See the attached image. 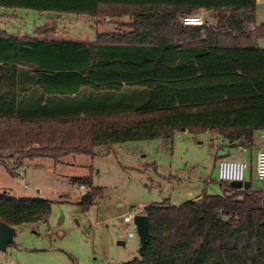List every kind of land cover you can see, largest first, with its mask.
Instances as JSON below:
<instances>
[{"label": "trees", "instance_id": "trees-1", "mask_svg": "<svg viewBox=\"0 0 264 264\" xmlns=\"http://www.w3.org/2000/svg\"><path fill=\"white\" fill-rule=\"evenodd\" d=\"M101 4L132 8L130 29L100 32L89 42L0 30V163L12 169L25 158L93 154L98 144L182 130H214L232 144H252L253 131L264 128V45L255 0H0L89 14ZM200 6L228 12L200 24L182 22ZM249 21L254 25L244 27ZM44 25L36 27L44 31ZM85 88L125 104L97 116L50 110L52 97ZM72 179L86 186V207L99 187L90 175ZM217 179L218 192L145 204L148 237L138 255L107 264H264V189L250 180L244 188ZM50 208L44 197L0 192V219L10 225L46 219Z\"/></svg>", "mask_w": 264, "mask_h": 264}, {"label": "rangeland", "instance_id": "rangeland-1", "mask_svg": "<svg viewBox=\"0 0 264 264\" xmlns=\"http://www.w3.org/2000/svg\"><path fill=\"white\" fill-rule=\"evenodd\" d=\"M105 10L109 14L134 13L125 5H111ZM219 12L228 11L217 9L216 13ZM47 14L30 7L0 6V30L39 32L36 26L43 23ZM254 21L260 27L258 42L263 45L264 0L256 5ZM130 22H119L117 26L122 30ZM75 25L93 36L90 24ZM253 25L249 21L244 27ZM44 26V32L57 27L54 23ZM211 137L209 130H185L171 137L98 144L93 154L69 152L57 158H25L12 169L0 163V192L51 201L46 219L12 225L9 243L0 246V264H107L138 255L139 236L134 223L123 220L125 213H140L145 204L165 198L178 204L203 189L220 191L217 169L213 166L218 141ZM7 162L12 165L14 158ZM86 175L99 190L84 207L81 195L87 188L72 177ZM250 179L252 188L264 189V177L253 172ZM129 230L133 231L131 236L127 234ZM119 239L124 242H118Z\"/></svg>", "mask_w": 264, "mask_h": 264}, {"label": "crops", "instance_id": "crops-1", "mask_svg": "<svg viewBox=\"0 0 264 264\" xmlns=\"http://www.w3.org/2000/svg\"><path fill=\"white\" fill-rule=\"evenodd\" d=\"M262 0H255L254 12L256 5ZM3 6V5H0ZM9 7V6H6ZM17 7V6H15ZM23 7V6H22ZM109 7L108 5L101 4L98 7V12L94 14H89L85 12H74V11H57L53 9H42L41 11L47 12L43 23H54L57 27L50 28L49 31H34L27 34L32 37L42 38V39H65V40H82V41H94L97 33L100 32H122L123 29L129 30L130 26L123 28L117 26L119 22L132 21L134 19V13L130 12H116L109 14V12H104V10ZM31 8V7H30ZM35 9V8H33ZM39 10V9H37ZM217 9L210 7H196L193 9V13L201 14L205 21H211L215 16ZM53 21V22H52ZM78 22H83L90 24L94 28V33L92 37H89L85 30L79 28L75 25ZM255 24L256 21H254ZM40 24V25H41ZM76 26V27H75ZM124 31V30H123ZM264 45V44H263ZM94 90L85 88L80 94L68 95L60 97H52L47 101L49 106H52L50 110L56 113L57 116H83L84 114L100 115L106 110L121 108L125 104L126 99L119 98L118 96H113L108 94V96L101 97V93ZM127 103L129 99L127 98ZM264 128L255 129L253 131V142L249 146H242L239 144H232L231 139H224L216 131L209 130L217 142L218 151L215 152V160L213 166L217 169V160L221 156H228L233 158H242L248 162V166L244 171V178L250 179L252 173H255V163L256 155L259 149L264 148ZM185 131V130H182ZM187 131V130H186ZM222 148L220 150L219 148ZM220 150V151H219ZM245 172L247 175L245 176ZM204 189L191 198L198 197Z\"/></svg>", "mask_w": 264, "mask_h": 264}, {"label": "built area", "instance_id": "built-area-1", "mask_svg": "<svg viewBox=\"0 0 264 264\" xmlns=\"http://www.w3.org/2000/svg\"><path fill=\"white\" fill-rule=\"evenodd\" d=\"M182 22L187 24H200L204 20L197 13H184L182 15ZM248 162L242 158H233L228 156H221L217 160V178L223 180L243 179L245 168ZM255 173L258 177H264V148L259 149L256 155ZM84 187L83 184H80ZM124 221L133 222V214L125 213L123 215ZM135 226V224H134ZM129 236L133 234L132 230L127 232Z\"/></svg>", "mask_w": 264, "mask_h": 264}, {"label": "water", "instance_id": "water-1", "mask_svg": "<svg viewBox=\"0 0 264 264\" xmlns=\"http://www.w3.org/2000/svg\"><path fill=\"white\" fill-rule=\"evenodd\" d=\"M243 17L249 15V11L241 10ZM229 183L236 187L247 188L249 186V179H232L229 180ZM89 192L85 191L81 195V199L85 200L89 197ZM262 206H264V197L261 200ZM133 223L135 224L136 232L139 236L140 243L143 244L148 237V220L147 215L144 212L133 214ZM12 235V225L0 219V246H3L9 243ZM118 242L123 243L122 239H119ZM99 264V263H98Z\"/></svg>", "mask_w": 264, "mask_h": 264}]
</instances>
